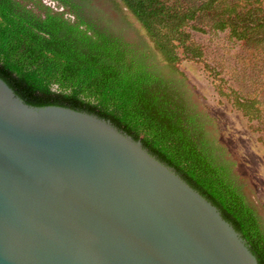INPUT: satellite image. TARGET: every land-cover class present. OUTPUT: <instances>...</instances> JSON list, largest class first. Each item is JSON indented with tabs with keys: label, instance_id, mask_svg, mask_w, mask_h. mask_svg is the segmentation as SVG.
<instances>
[{
	"label": "trees",
	"instance_id": "obj_1",
	"mask_svg": "<svg viewBox=\"0 0 264 264\" xmlns=\"http://www.w3.org/2000/svg\"><path fill=\"white\" fill-rule=\"evenodd\" d=\"M202 15L264 60V0H0V78L30 106L86 112L140 140L264 264V203L234 170L217 120L179 68L180 54L203 56L189 33ZM218 92L251 130L264 121L255 97Z\"/></svg>",
	"mask_w": 264,
	"mask_h": 264
},
{
	"label": "water",
	"instance_id": "obj_2",
	"mask_svg": "<svg viewBox=\"0 0 264 264\" xmlns=\"http://www.w3.org/2000/svg\"><path fill=\"white\" fill-rule=\"evenodd\" d=\"M0 264H258L219 210L110 121L0 78Z\"/></svg>",
	"mask_w": 264,
	"mask_h": 264
},
{
	"label": "rangeland",
	"instance_id": "obj_3",
	"mask_svg": "<svg viewBox=\"0 0 264 264\" xmlns=\"http://www.w3.org/2000/svg\"><path fill=\"white\" fill-rule=\"evenodd\" d=\"M205 0H180L183 7H197ZM189 30L194 46L202 50L200 61L180 54L179 68L218 122L220 143L234 161V170L248 182L259 204L264 203V121L251 130L218 90L234 89L240 96L255 97L264 113V60L213 28L210 16H200ZM220 88V89H218ZM228 88V89H227ZM257 129V130H256Z\"/></svg>",
	"mask_w": 264,
	"mask_h": 264
},
{
	"label": "flooded vegetation",
	"instance_id": "obj_4",
	"mask_svg": "<svg viewBox=\"0 0 264 264\" xmlns=\"http://www.w3.org/2000/svg\"><path fill=\"white\" fill-rule=\"evenodd\" d=\"M45 1V0H44Z\"/></svg>",
	"mask_w": 264,
	"mask_h": 264
}]
</instances>
